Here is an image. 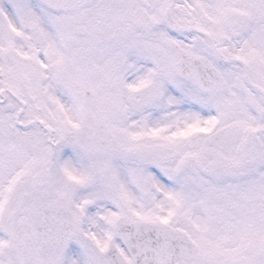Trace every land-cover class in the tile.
Returning <instances> with one entry per match:
<instances>
[{
	"label": "snow or ice",
	"instance_id": "obj_1",
	"mask_svg": "<svg viewBox=\"0 0 264 264\" xmlns=\"http://www.w3.org/2000/svg\"><path fill=\"white\" fill-rule=\"evenodd\" d=\"M0 264H264V0H0Z\"/></svg>",
	"mask_w": 264,
	"mask_h": 264
}]
</instances>
